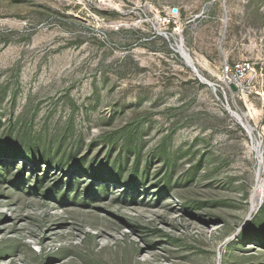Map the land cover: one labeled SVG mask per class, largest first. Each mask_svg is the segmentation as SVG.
Returning a JSON list of instances; mask_svg holds the SVG:
<instances>
[{"label": "rangeland", "instance_id": "1", "mask_svg": "<svg viewBox=\"0 0 264 264\" xmlns=\"http://www.w3.org/2000/svg\"><path fill=\"white\" fill-rule=\"evenodd\" d=\"M0 264H264V0H0Z\"/></svg>", "mask_w": 264, "mask_h": 264}, {"label": "built area", "instance_id": "2", "mask_svg": "<svg viewBox=\"0 0 264 264\" xmlns=\"http://www.w3.org/2000/svg\"><path fill=\"white\" fill-rule=\"evenodd\" d=\"M248 69H250L249 63L238 64L233 68L226 64L224 68L222 66V74L225 75L229 87L231 84H234L237 89H240L242 78L245 76Z\"/></svg>", "mask_w": 264, "mask_h": 264}, {"label": "bare ground", "instance_id": "3", "mask_svg": "<svg viewBox=\"0 0 264 264\" xmlns=\"http://www.w3.org/2000/svg\"><path fill=\"white\" fill-rule=\"evenodd\" d=\"M184 49V48H183ZM183 49H182V47H181V50L183 51ZM183 53H184V55H185V58L190 62V64H191V66H190V64L188 63V65L191 67V69H192V71L197 75V73H198V70H196V68H195V66H192V65H194V63H193V61H192V59H191V57H190V55H188L187 54V52L186 51H183ZM197 71V72H196ZM199 75V74H198ZM200 77V76H199ZM200 79H201V77H200ZM202 80V82H206L205 84H207V83H209L208 81H204L203 79H201Z\"/></svg>", "mask_w": 264, "mask_h": 264}, {"label": "water", "instance_id": "4", "mask_svg": "<svg viewBox=\"0 0 264 264\" xmlns=\"http://www.w3.org/2000/svg\"><path fill=\"white\" fill-rule=\"evenodd\" d=\"M178 10L177 9H173V12L174 13H176ZM191 66V65H190ZM192 66H194V65H192ZM197 72V71H196ZM200 75H198V73H197V77L199 78V80H201L200 79V77H199ZM202 81V80H201ZM208 84V83H207ZM234 91H237V87L234 85V84H231V86H230Z\"/></svg>", "mask_w": 264, "mask_h": 264}]
</instances>
